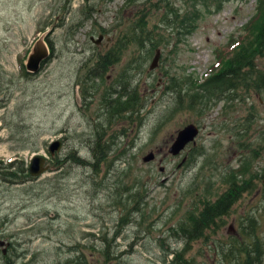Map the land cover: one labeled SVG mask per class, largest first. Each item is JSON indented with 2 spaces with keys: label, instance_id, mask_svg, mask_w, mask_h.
<instances>
[{
  "label": "rangeland",
  "instance_id": "rangeland-1",
  "mask_svg": "<svg viewBox=\"0 0 264 264\" xmlns=\"http://www.w3.org/2000/svg\"><path fill=\"white\" fill-rule=\"evenodd\" d=\"M129 1L0 0V161L22 160L27 166L29 158L39 154L47 163L42 174L21 183L0 180V241L9 243L6 253L0 252V264L3 256L7 264L62 263L75 258L83 246L99 248L97 237L111 238L119 217L112 206V192L119 194L134 179L140 181L143 214L128 216L130 221L110 243L111 252L116 264H166L169 251L183 243L168 227L175 226L187 205L204 189L214 198V193L223 189L221 176L238 166L242 140L233 136L232 130L245 124L242 118L252 106L255 110L244 141L251 147L260 142L263 154L251 165L258 173L264 168V93L249 91L248 96L235 97L230 102L232 108L224 114L222 100L208 103V108L197 114L177 109L175 93L169 88L171 79L192 75L201 80L208 73L214 61L213 49L223 48L229 35L240 33L255 0L222 1L217 11L203 12L192 33L184 38L178 35L180 40L174 46L171 34L168 44L159 45L140 70H129L133 74L131 86L137 85L142 102L137 115L107 124L108 107L101 104L99 93L112 84L113 76L136 47L129 46L101 79H93L98 89L84 100L81 77L92 67L94 53L107 48L121 23L143 11L144 0ZM170 1L179 4V0ZM90 6V16L83 19L82 13ZM99 34L102 37L97 44L89 39ZM46 35L53 47L52 56L36 70L27 68L28 57L37 51L34 46L47 49L39 56L42 59L48 54ZM156 50V66L149 69ZM187 123L198 128L194 144L188 143L177 155H171L167 147ZM99 129L101 140L110 146L106 163L97 165L95 172L69 160L55 168L54 156L64 158L69 150L91 160ZM55 139L61 146L49 154L48 145ZM194 146L203 152L186 163ZM149 151L153 159L142 161ZM260 187L258 182L254 191L239 198L207 244L201 240L190 243L186 255L194 264H221L219 250L227 248L233 250L227 264H234L237 257L230 235L241 233L239 222L244 214L254 215L257 233L264 241V191ZM96 250L83 248L80 252L91 263Z\"/></svg>",
  "mask_w": 264,
  "mask_h": 264
},
{
  "label": "trees",
  "instance_id": "trees-1",
  "mask_svg": "<svg viewBox=\"0 0 264 264\" xmlns=\"http://www.w3.org/2000/svg\"><path fill=\"white\" fill-rule=\"evenodd\" d=\"M130 2L129 0H126ZM224 0H179L178 5L170 0H144L143 11L137 17L130 18L122 27L118 28L112 36V41L102 52L94 53L92 67L87 69L81 77L84 83L80 95L84 100L85 96L96 93L98 85L93 82L94 78H102V74L111 65L116 64L122 56L124 50L134 45L129 58L125 60L123 66L113 76L112 84L99 93L102 98L101 104L108 107L106 123L117 119H129L130 116L137 115L142 102H139V94L136 84L131 86L133 74L129 70H140L147 57L159 45H167L171 39V34L175 36V41L188 36L196 27V22L202 17L203 12L210 13L219 9L220 3ZM212 9V10H211ZM93 7H89L87 13H82L83 19L90 16ZM154 18L150 22V19ZM118 24L115 25V27ZM100 31H105L99 28ZM240 33L235 37L229 35L224 47L213 49L214 61L208 67V73L199 80L192 75L180 76L174 79L170 88L175 93L177 109H191L197 114H202L207 109V104H214L222 100L221 113H227L232 108L230 103L235 97L243 98L249 95V91L264 93V0H255L253 11L240 28ZM44 41L48 48V54L40 60L38 68L52 56V44L47 35ZM137 50V53L135 51ZM19 69H23V63L19 61ZM133 70V71H134ZM26 74L28 71L23 70ZM32 74H35L33 72ZM80 79V78H79ZM78 79V80H79ZM190 91V92H188ZM103 102V103H102ZM254 106L250 107L244 115L245 124L233 129V136H238L243 152L237 160L238 166L235 169L228 168L219 181L220 192L214 193V198H210L211 191L207 188L187 205L188 207L182 216L176 220L175 226H169L170 233L183 243L179 249L169 251L170 259L166 264H194L193 258L187 256V251L191 242L201 240L206 243L210 235L214 234L224 223V217L229 214L232 206L241 198L243 194L254 191L258 182L264 174V168L258 173L252 169V162L259 157L262 145L258 141L251 147L247 142L246 135L250 118ZM229 116V114H227ZM96 133L94 145L91 148V160H86L75 154L74 150L66 152L64 158H56V169H60L64 161L69 160L72 164L87 165L92 171H96V166L106 163V152L109 151L108 143L101 140L102 131ZM102 141V142H101ZM249 144V145H247ZM259 148L261 150H259ZM203 152L201 148L194 146L188 157L183 159L186 163L193 161L194 156ZM27 166L22 160L12 159L2 163L0 161V180L21 183L30 179ZM140 181L135 180L130 185H124L121 192H112V206L118 210L119 217L115 225V232L111 238L105 235L97 237L100 241L99 248L93 245L83 246L77 250V255L73 259H65L62 263L55 264H89L86 257L80 252L83 248L98 249L93 251L96 254L90 264H116V256L111 252L110 243L127 222L128 216L143 214V201ZM264 191V186L260 187ZM177 203V202H176ZM171 213V212H170ZM257 220L252 214H244L239 222V235H230L231 244L236 250L237 261L234 264H263L264 261V241L257 233ZM176 232V233H175ZM207 244V243H206ZM161 246V245H160ZM222 248V247H221ZM75 250V251H76ZM231 249H221V264L228 263V257H232ZM165 259L163 258L162 261ZM9 263L6 256L1 258V264Z\"/></svg>",
  "mask_w": 264,
  "mask_h": 264
},
{
  "label": "water",
  "instance_id": "water-1",
  "mask_svg": "<svg viewBox=\"0 0 264 264\" xmlns=\"http://www.w3.org/2000/svg\"><path fill=\"white\" fill-rule=\"evenodd\" d=\"M101 37L102 36L99 34L96 39H93L91 36L89 39L93 43L97 44L100 41ZM33 48L36 51L37 48L35 46ZM36 52H39L38 53L39 55L37 57H30V56L28 57L26 63L27 68L31 67L32 69L36 70L38 67V62L40 61V59H42L39 56L46 54V49L45 50L39 49ZM157 59H158V51L156 50L148 65L149 69H152L156 66ZM197 131L198 128L193 123H187L183 125L181 128H179L176 131L173 140L167 147V152L170 153L171 155H177L188 143H191L193 145ZM60 144L61 143L58 139L53 140L48 145V153L53 154L54 151H57L60 148L61 146ZM153 157L154 154L151 151H149L145 155H143L141 159L142 161L147 162L152 160ZM45 159H46L45 156L39 154H34L33 156L30 157L27 165L28 173L30 176L32 177L38 176L47 169V164L45 163ZM183 159L181 160L183 161ZM261 184L264 186V174L261 177Z\"/></svg>",
  "mask_w": 264,
  "mask_h": 264
},
{
  "label": "flooded vegetation",
  "instance_id": "flooded-vegetation-1",
  "mask_svg": "<svg viewBox=\"0 0 264 264\" xmlns=\"http://www.w3.org/2000/svg\"><path fill=\"white\" fill-rule=\"evenodd\" d=\"M1 241H0V252L4 255L6 253L7 248L9 247V243L3 241L1 242Z\"/></svg>",
  "mask_w": 264,
  "mask_h": 264
},
{
  "label": "bare ground",
  "instance_id": "bare-ground-1",
  "mask_svg": "<svg viewBox=\"0 0 264 264\" xmlns=\"http://www.w3.org/2000/svg\"><path fill=\"white\" fill-rule=\"evenodd\" d=\"M38 47V48H37ZM36 48L39 50L40 49V47L39 46H36ZM42 48L44 49V46H42ZM36 49V50H37ZM37 50V51H38ZM45 50V49H44ZM39 52H36L35 54H32V55H30V57H37L39 54H38Z\"/></svg>",
  "mask_w": 264,
  "mask_h": 264
},
{
  "label": "crops",
  "instance_id": "crops-1",
  "mask_svg": "<svg viewBox=\"0 0 264 264\" xmlns=\"http://www.w3.org/2000/svg\"><path fill=\"white\" fill-rule=\"evenodd\" d=\"M37 44V43H36ZM38 48V47H37Z\"/></svg>",
  "mask_w": 264,
  "mask_h": 264
}]
</instances>
